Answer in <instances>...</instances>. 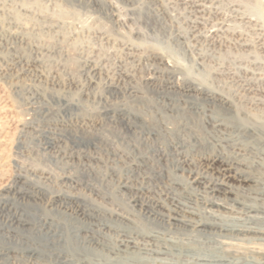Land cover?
I'll list each match as a JSON object with an SVG mask.
<instances>
[{"label": "bare ground", "instance_id": "bare-ground-1", "mask_svg": "<svg viewBox=\"0 0 264 264\" xmlns=\"http://www.w3.org/2000/svg\"><path fill=\"white\" fill-rule=\"evenodd\" d=\"M65 1L69 7H91L113 22L118 19L114 10L109 8L111 5L108 7L105 4V0ZM152 2L149 7L155 12H161L163 7L158 6L159 9L155 7V1ZM190 2L194 8L205 9V0ZM14 23H10L12 29L18 27L19 22L17 25ZM23 26L20 27L25 29ZM5 29L0 28V41L5 36L16 39L20 37L12 29ZM231 31L233 32L232 29ZM131 56L133 60L142 62L140 58ZM29 58L21 53H14L0 67V79L7 81L13 90L25 89V113L40 117L32 120H25L23 117L24 120L20 122L22 131H43L46 136L45 148L66 154L57 130L64 126L87 128L86 119L79 112L86 107L88 99H84L90 95L91 89L100 83L96 79L101 69L94 63L85 65L82 72L88 84L84 85L79 79L70 81L71 79L61 78L62 75L59 76L55 71L47 70L43 65L46 58L42 62L37 57ZM168 60L163 55L156 56V64L148 65L143 87L133 84L134 73L124 69L125 63L119 70L120 80L108 82V97L102 99L104 105L99 111L101 115L111 124L122 126L131 137L140 138L141 141L136 140L133 145V149L139 152H127L124 173H118L115 169L117 166L111 165L112 171L105 176L116 180L117 185H113L117 186L118 194H107L90 182L86 186H90V192L103 201L110 197L111 204L116 202V198L127 196V203L123 199V204L119 203L123 208L88 204L80 200L79 195L68 191H49L42 183V179L51 180L52 175L47 169L40 171L38 166L32 168L21 164L19 171L13 176V182L0 186V264H53L57 261L60 264H264V125H249V120L248 123L246 120L243 123L242 119L240 122L236 121L233 117L236 107L233 108L228 98L227 100L217 94L207 85L204 87L205 84L202 85L199 81L195 82L196 80L181 72V66L176 65L178 63L173 64ZM80 91L85 94L84 99L78 98ZM127 98L149 99L155 110L149 106L146 111L135 112L128 105L130 100L126 101L128 104L122 102ZM115 100L120 102H114ZM52 102H58L63 107L56 109ZM73 105L77 107V115H72L67 121L62 118L60 120L62 114ZM219 111L220 115L223 113L222 116H217ZM149 113L161 116L157 119L156 128L147 126V120L151 117ZM185 113L197 117L204 129L194 128L181 121V114ZM79 141L78 139L77 142ZM87 147L94 150L100 148L96 140ZM117 151L113 150L115 159L120 155ZM71 152L69 157L75 158L76 152ZM79 156V163L83 166L89 163L90 160H84L90 158L88 153L80 152ZM77 179L79 180L75 175H66L62 181L75 187L78 185ZM34 208L37 211L33 212ZM54 212L62 217L59 218ZM63 216L79 224L77 238L68 231L67 225V230L59 235L58 227ZM144 225L150 227L144 229ZM107 232L114 235L111 233L113 236H110ZM49 235L63 238L65 242L73 238L79 239L82 248L98 252L102 256L93 257L81 247V250H70L69 247L46 250L41 238L48 240ZM248 245L260 247L258 250H250Z\"/></svg>", "mask_w": 264, "mask_h": 264}, {"label": "rangeland", "instance_id": "rangeland-1", "mask_svg": "<svg viewBox=\"0 0 264 264\" xmlns=\"http://www.w3.org/2000/svg\"><path fill=\"white\" fill-rule=\"evenodd\" d=\"M147 1L150 3L147 4ZM152 1H155V7H163V10L158 7L161 10V12L157 11L160 15L149 7L150 4H153ZM188 1L190 2L191 0H105V4L107 3L108 5H106L108 7L111 5L109 8L112 11L114 10V14L120 20L117 19L118 21L116 20L113 22L101 16L95 9H91V7L79 8V6H70L72 7L70 8L65 0H0V22H2L0 23V28H9L10 31L12 29L10 23L15 22L14 24L17 25V22H19L17 25L18 27H15L17 30L15 28L12 30L20 35L18 39L10 36H5V38L1 39L0 67L4 66L5 60L11 58L14 53H21L26 58L30 57L29 59H36L37 57V59L43 61L45 60L44 58H46L49 62L43 61V65L47 70L55 71L58 75L60 74L59 76L62 75L61 78L71 79L70 81L79 79L84 85L88 84V81L84 79L85 76L83 72L89 63L90 65L94 63L93 65H96L98 68L100 67L99 70L101 69L102 71H99L100 74H98L96 79V81L100 83H97L95 87L91 89L89 96H84L85 94L81 91L82 94H80V92L78 94V98L81 97V99H84L86 97L84 100H89L85 103L86 107L79 112L81 117L83 116L82 118L86 119V127L89 130L87 128L83 129V127L69 126H67V128L66 126L60 127L59 130H57L58 137L60 136L62 138L59 137L62 144L64 143L63 145L67 151L66 154L58 150L51 151V149H46V136L43 131L37 130L28 133L22 131L20 123L22 119L32 120L36 118L40 119V117L25 113V105L23 102V92H25V89H19L20 91L13 90L7 81H2L0 79V186L5 183L13 182V176L19 171V166H21V164L32 168H37L38 166L40 167L38 170L44 171L47 169V172L52 175H50L51 180L42 179L43 185L46 186L49 191H68L79 195L80 200L88 204L102 205V207L106 206L108 208H123L119 203H122V199L127 203V196H125V198L122 195L121 198H116L114 204H111L112 201H110V197L107 199L110 202L107 200L103 201L102 198L90 192V186L86 185L90 182V184L93 183L94 186L101 188L100 190L107 194L113 192L117 193V186L114 187L115 183L117 185L116 180H112L110 177L106 178L105 176H107L108 172L110 173L112 171V166H117L115 169L118 173H124L126 169L125 160L128 154L127 152L138 153L139 151L133 149V145L136 140H141L140 138L135 139L134 136L131 137L122 126L111 124L99 111L104 105L102 99L106 96L108 97V82L117 81L119 79V70L122 65L126 63L125 66H123L124 69L126 68L127 71L129 69L132 74L134 73V79H132L133 84L136 83L138 86L143 87V79L148 72V65L156 64L155 58L157 55H163L164 58L167 60L169 59L168 61L173 64L178 63L176 65L181 66L180 70L184 75L192 78L194 81L196 80L195 82L199 81V83L205 84L202 85L204 87L208 86V88L219 95L221 94V96L226 99L228 98L233 108L236 107L233 113V117L236 121L240 122L242 119L243 123L246 121L248 123L249 120V125H264V0H213V2L212 0H205V9L204 7H199L198 9L194 8L191 4L192 2L189 3ZM67 7L69 8L66 9ZM148 9L150 12L147 11ZM199 9H201V11ZM203 10L206 11L203 12ZM152 13L156 16H153ZM14 14H16V16ZM17 16L19 17L17 18ZM20 19L22 23H20ZM192 20L196 21L193 22ZM19 24H21V27L23 26L22 24H24L25 29L28 30L21 28ZM26 52L29 53L27 54ZM131 55L140 58L142 62L140 63V61L137 62L133 60L134 58H132ZM143 61H145V63ZM23 83L24 80L22 81V84ZM124 100L125 101L122 102L126 104L129 103L128 105L135 112L141 113L146 111V108L149 106V108H155L149 99L136 100L135 98H127V100ZM126 101L129 102L127 103ZM114 102L120 101L115 100ZM52 104H54L52 106L56 109L63 107V105H60L58 102H52ZM68 110L69 111H66L67 114H62L60 120L62 118V120L67 121L73 117L72 115H77L78 113L75 105L69 106ZM149 114H151V117L147 120V126L152 129L156 128L158 124L157 119L161 116L160 114H156L157 117L152 115V113ZM216 114L217 116H222L223 113L220 115L219 111ZM180 120L194 128L201 127L204 129L202 122L200 120L198 121L197 117H192V115L188 113L181 114ZM50 122H52V120ZM37 132H40V134ZM78 134L80 137H78ZM77 138L80 140L79 142H77ZM74 139L77 140L75 141ZM95 140L101 148L97 149L101 151H98L99 153L97 150L87 147L90 142ZM107 141L109 143H107ZM79 143L81 145H79ZM113 150H118L117 152L120 154L116 158L118 161L114 158ZM71 151H74V153L76 152L74 155L75 158L69 157ZM80 152L88 153L90 156L88 160L84 159L85 161L90 160L85 166L79 163L80 161L78 158L80 157ZM96 156L100 158H93ZM66 175H75L76 178H79V180L77 179L78 185L71 187L64 184L62 179ZM110 205L112 207H110ZM35 209L36 208L32 211H37V209ZM54 213L56 214L57 212ZM106 215L109 216V214ZM58 217L61 218L62 216L59 215ZM63 217L58 227L59 235L66 229L67 225L68 231L77 238L79 235L77 229L79 224L67 216ZM149 227V225L143 226L144 229H148ZM108 233L109 232H107V234ZM111 233L112 232L109 233L110 236H113L114 234L112 233V235ZM62 239L63 238L54 235H49L48 240H45L44 237L41 238V240H43L42 245L46 247V250L47 248L66 249L68 247L70 250H81L82 243H80L79 239L75 240L73 238L66 240V242ZM250 245H248V247ZM259 247L257 245H252L249 248L250 250H252L251 248H253V250H258ZM82 249L93 257L102 256L98 252H94L85 247ZM53 258L52 256V259ZM103 259L106 260L104 257ZM57 262L53 264H60L59 261Z\"/></svg>", "mask_w": 264, "mask_h": 264}]
</instances>
